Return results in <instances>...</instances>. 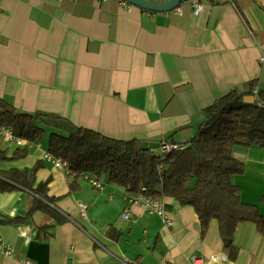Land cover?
I'll return each instance as SVG.
<instances>
[{
  "label": "crops",
  "instance_id": "obj_1",
  "mask_svg": "<svg viewBox=\"0 0 264 264\" xmlns=\"http://www.w3.org/2000/svg\"><path fill=\"white\" fill-rule=\"evenodd\" d=\"M202 2L194 13L186 0L169 11L123 0H0V98L109 137L185 142L217 98L252 80L264 88V0ZM14 134L26 143L0 133V171L31 174L39 163L35 181L47 183L53 201L51 212H31L32 190L17 182L0 189V237L14 248L0 250V264H193V255L264 264V233L253 222L238 224L229 257L215 219L202 235L195 209L167 196V225L143 203L127 208L124 186L100 179L95 187L55 166L46 132L36 141ZM233 155L244 163L234 177L242 199L264 215V148L237 145Z\"/></svg>",
  "mask_w": 264,
  "mask_h": 264
},
{
  "label": "trees",
  "instance_id": "obj_2",
  "mask_svg": "<svg viewBox=\"0 0 264 264\" xmlns=\"http://www.w3.org/2000/svg\"><path fill=\"white\" fill-rule=\"evenodd\" d=\"M256 83L248 81L243 88L233 89L206 106V119L185 142L168 137L158 145H149L139 139L109 137L59 115L15 111L1 98L0 124L31 141L41 139L45 126L51 125L48 152L66 160L71 174L107 179L124 186L126 194L161 199L170 196L181 205L192 206L199 217L201 234L215 219L224 249L234 258V236L241 221L253 222L264 233L259 205L244 201L241 187L234 181L244 172L243 161L233 155L234 147L256 144L264 148V88L255 89ZM246 95H255V100L246 99ZM162 142L175 146L162 152ZM5 157L0 149V160ZM38 167L39 163L31 174L17 169L0 171L1 176L11 180L0 178V189L14 188L13 182L22 184L36 194L31 212L50 211L53 198L47 193V183L35 181Z\"/></svg>",
  "mask_w": 264,
  "mask_h": 264
},
{
  "label": "built area",
  "instance_id": "obj_3",
  "mask_svg": "<svg viewBox=\"0 0 264 264\" xmlns=\"http://www.w3.org/2000/svg\"><path fill=\"white\" fill-rule=\"evenodd\" d=\"M186 1L191 3L194 13H199L203 5L202 0H186ZM178 12H181L180 9H178ZM262 59L264 60V56L262 57ZM0 133L6 135V137L15 141L17 144L21 145V144L26 143V141L23 138L16 136L14 132L12 131V129H10L6 125L0 124ZM174 146L175 144H172L171 142H162L160 145V150L162 152H165ZM45 156L49 158L50 160H52L55 166L60 167V168H68V162L66 160L60 157H55L53 154L49 152L45 153ZM89 180L95 187H99V188L102 187V182L100 181V179H97L94 176H90ZM125 199L127 203V208H130L131 205L143 203L149 208L150 211L157 212L160 215H162L165 218V222L167 225H172L173 223L172 220L169 217H167L166 213L164 212L162 208L161 198L147 197V196L140 195V194H137V195L125 194ZM87 206H88L87 204L81 203L82 212H84ZM122 216L128 219L130 217L129 210L126 209V211L122 214ZM0 250L6 255H14V248L11 245L7 244L2 239V237H0ZM226 257L227 255L225 253L222 256H220V258L223 260H227ZM217 258L218 256L213 255L211 256L210 260H208L202 255H193L191 259H192L193 264H213L214 260H216Z\"/></svg>",
  "mask_w": 264,
  "mask_h": 264
},
{
  "label": "water",
  "instance_id": "obj_4",
  "mask_svg": "<svg viewBox=\"0 0 264 264\" xmlns=\"http://www.w3.org/2000/svg\"><path fill=\"white\" fill-rule=\"evenodd\" d=\"M139 7L152 11H169L178 7L183 0H165L163 2H155L151 0H123Z\"/></svg>",
  "mask_w": 264,
  "mask_h": 264
},
{
  "label": "rangeland",
  "instance_id": "obj_5",
  "mask_svg": "<svg viewBox=\"0 0 264 264\" xmlns=\"http://www.w3.org/2000/svg\"><path fill=\"white\" fill-rule=\"evenodd\" d=\"M49 133H50V130H49V129H48V130L46 129V135H45V137L43 138V143H47ZM103 180H105V179H103Z\"/></svg>",
  "mask_w": 264,
  "mask_h": 264
}]
</instances>
